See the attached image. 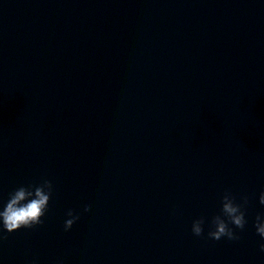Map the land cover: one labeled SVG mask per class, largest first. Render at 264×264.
<instances>
[{
  "label": "clouds",
  "instance_id": "obj_1",
  "mask_svg": "<svg viewBox=\"0 0 264 264\" xmlns=\"http://www.w3.org/2000/svg\"><path fill=\"white\" fill-rule=\"evenodd\" d=\"M53 183L49 179H42L39 184L21 185L13 190L7 202L0 208V240L7 237L3 233L11 234L20 229H32L43 224L50 200L53 195ZM248 203L246 196L237 202L236 197L226 191L221 197L220 214L211 218L207 237L219 241L227 238L230 241L238 240L240 237L234 229L243 230L247 223L245 207ZM259 203L264 205V191L260 192ZM84 212L91 211V205H85ZM68 219L64 222V230L69 231L80 219V215L73 210L66 213ZM204 217L193 220L191 231L193 235L200 237L204 234ZM231 225V226H230ZM254 227L261 240L264 241V215L256 216ZM261 252H264V243L259 245Z\"/></svg>",
  "mask_w": 264,
  "mask_h": 264
}]
</instances>
